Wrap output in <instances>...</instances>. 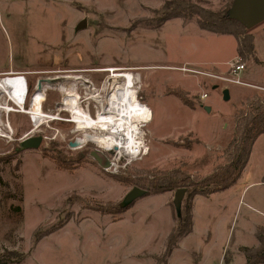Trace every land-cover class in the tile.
I'll use <instances>...</instances> for the list:
<instances>
[{"label":"rangeland","instance_id":"1","mask_svg":"<svg viewBox=\"0 0 264 264\" xmlns=\"http://www.w3.org/2000/svg\"><path fill=\"white\" fill-rule=\"evenodd\" d=\"M167 1L0 0V79L10 78L27 112L60 118L24 113L0 96L10 110L0 111V257L8 254L13 263L22 256L21 264H246L243 250L258 245L253 231L264 225V184L252 185L242 199L231 191L193 198L194 186H187L182 212L193 206V232L171 254L167 242L179 223L175 191L148 193L120 209L133 188L148 191L153 175L180 172L192 184L208 178L225 162L237 115L252 98L264 101V22L248 32L254 54L238 53L233 36L203 31L194 20L152 27ZM194 1L215 13L234 2ZM83 20L87 27L76 31ZM236 55L246 65L241 78L253 87L203 75L229 76ZM123 71L133 74L137 99L152 112L150 123H139L141 153L93 142L70 148L92 131L77 130L59 108L65 94L95 117L94 97L104 99L106 83ZM38 136V149L18 151ZM92 152L114 166L104 169ZM263 172L264 135L245 178L257 183Z\"/></svg>","mask_w":264,"mask_h":264},{"label":"trees","instance_id":"2","mask_svg":"<svg viewBox=\"0 0 264 264\" xmlns=\"http://www.w3.org/2000/svg\"><path fill=\"white\" fill-rule=\"evenodd\" d=\"M229 11L215 13L199 6L194 0H169L165 2L160 11L155 12L157 19L152 27L162 28L173 19L194 20L203 31L216 35L233 36L238 42V53L254 54L255 44L253 38L248 34L249 30L240 22L230 18ZM179 99L186 106H190L183 97H179ZM263 135L264 101L260 97H254L250 101L249 108L240 112L236 117L234 133L224 152L225 162L223 165L216 168L208 178L196 184H192L191 178L180 172L160 177L157 174L153 175L154 179L149 184L147 194L160 195L171 191L176 192L181 188L187 189L186 187L190 184L195 189L192 192L193 198L197 195L209 197L230 189L242 177L253 147ZM139 186L142 185L139 183ZM15 211L21 212V208H15ZM178 220V226L175 227L167 242L166 253L168 254L178 249L180 242L193 232V206L190 205L187 208L186 214L183 215L182 212V217ZM256 235L259 246L243 250L247 264H264V229L259 228ZM9 256L8 254L1 256L0 264H21L24 261L22 256L15 255L16 260L11 263L12 260Z\"/></svg>","mask_w":264,"mask_h":264},{"label":"bare ground","instance_id":"3","mask_svg":"<svg viewBox=\"0 0 264 264\" xmlns=\"http://www.w3.org/2000/svg\"><path fill=\"white\" fill-rule=\"evenodd\" d=\"M116 71L117 69L114 68L106 70L108 73ZM113 76L104 86V91L107 93L106 97L104 99L100 96L94 97L100 104L95 117L82 110L83 108L76 100L77 98L75 99L67 93L59 108L71 114L70 122L77 126V130L92 131L90 134L85 133L83 138L79 140L81 145L93 142L100 148L108 149V151L115 149L121 153L135 156L143 149L139 123H150L152 112L144 104L139 103L137 90L135 91L137 81L135 82L131 72L125 73L123 71V73ZM118 77L124 79L123 83L118 82ZM11 85L10 78H1L0 96L1 94L6 95L8 100L14 102L20 109L22 108L24 113L51 120L60 119L56 115L44 114L40 110L27 112L26 108L23 107V99L12 93ZM35 100L37 103L38 99ZM8 108L0 104V111H7Z\"/></svg>","mask_w":264,"mask_h":264},{"label":"water","instance_id":"4","mask_svg":"<svg viewBox=\"0 0 264 264\" xmlns=\"http://www.w3.org/2000/svg\"><path fill=\"white\" fill-rule=\"evenodd\" d=\"M230 18L240 22L246 29L251 30L264 22V0H234L232 8L229 11ZM87 27V21L83 20L76 28V31L84 30ZM225 101H230L231 96L228 89L223 91ZM209 111V110H208ZM43 142V137H29L23 140L20 144L18 151H24L29 149H38ZM79 140L71 142L69 147L79 148L81 147ZM91 156L97 161V163L104 169L110 168V162L103 164V159L98 152H92ZM187 193V189L181 188L175 192L174 208L178 218L182 217V204ZM147 196V191L138 187L133 188L129 194L125 197L120 208L127 209L132 206L137 200Z\"/></svg>","mask_w":264,"mask_h":264},{"label":"built area","instance_id":"5","mask_svg":"<svg viewBox=\"0 0 264 264\" xmlns=\"http://www.w3.org/2000/svg\"><path fill=\"white\" fill-rule=\"evenodd\" d=\"M186 69L187 68H180L181 71L186 70ZM245 69H246V65L242 62V59L240 57H237L236 61L231 64V70L229 71V76L228 75L219 76L213 73H204L203 75L207 76L208 78L212 80L221 81L227 84H233V85H238V86H243V87H253L251 84L244 82L243 79L241 78V74L245 71ZM199 73L201 72H197L196 74H199ZM207 98H208L207 94L202 96V99L204 100ZM138 154H140V152L137 153V155ZM113 166L114 164H111L110 169Z\"/></svg>","mask_w":264,"mask_h":264},{"label":"crops","instance_id":"6","mask_svg":"<svg viewBox=\"0 0 264 264\" xmlns=\"http://www.w3.org/2000/svg\"><path fill=\"white\" fill-rule=\"evenodd\" d=\"M237 57H238V55H236V57L234 58V60H235ZM234 60H233V61H234ZM226 125H227V124H224L223 128H226ZM256 142H257V141H256ZM255 145H256V143H255ZM255 145H254V147H253V150H252V154H251V157H250L249 163H250V161L252 160ZM249 163H248L246 169L244 170L243 175H242V177L239 179V181H238L233 187H231L230 189H228V190H226V191H224V192H220V193H227V192H230V191H231V193H232V197H233V198H234V197H237L238 195H240L239 197L242 199V197H243V195L245 194V192H246L247 190H249V188H250L252 185H254V184H264V172L261 174V177L258 179V182H257V183H251V182H249L248 178H245L246 175H247V171H248ZM216 194H217V193H216ZM213 195H214V194H213ZM209 197H210V196H209ZM196 200H197V198L195 199V202H196ZM193 216H194V214H193ZM193 220H194V217H193ZM193 227H194V226H193ZM259 228L264 229V225H263V226H257V227L254 229V231H253V235L256 237V239H257V235H256V233H257V230H258ZM187 237H188V236H187ZM184 239H185V238H184ZM184 239H183V240H184ZM257 242H258V240H257ZM258 246H259V242H258V245L255 246V247H253V248H256V247H258ZM241 247H244V246H241ZM246 264H247V263H246Z\"/></svg>","mask_w":264,"mask_h":264},{"label":"flooded vegetation","instance_id":"7","mask_svg":"<svg viewBox=\"0 0 264 264\" xmlns=\"http://www.w3.org/2000/svg\"><path fill=\"white\" fill-rule=\"evenodd\" d=\"M81 156L84 157L85 154H81ZM90 156H91V154H90ZM91 157H92V156H91ZM101 158H102V157H101ZM102 159H103V164L106 163V162H109V159H107V158H105V159L102 158ZM96 162H97V161H96ZM101 167H102V166H101Z\"/></svg>","mask_w":264,"mask_h":264}]
</instances>
